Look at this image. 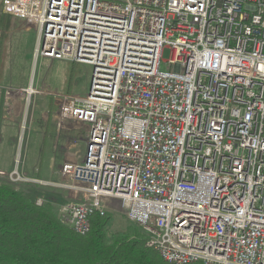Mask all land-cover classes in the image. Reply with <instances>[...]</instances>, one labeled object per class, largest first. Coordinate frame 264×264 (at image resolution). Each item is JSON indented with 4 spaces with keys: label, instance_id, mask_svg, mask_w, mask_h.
Returning <instances> with one entry per match:
<instances>
[{
    "label": "built area",
    "instance_id": "1",
    "mask_svg": "<svg viewBox=\"0 0 264 264\" xmlns=\"http://www.w3.org/2000/svg\"><path fill=\"white\" fill-rule=\"evenodd\" d=\"M0 10L37 31L36 59L91 67L84 95H54L60 123L85 133L82 161L61 166L65 183L30 181L18 162L10 179L79 194L60 209L76 235L122 210L166 263L264 264V0Z\"/></svg>",
    "mask_w": 264,
    "mask_h": 264
},
{
    "label": "rangeland",
    "instance_id": "2",
    "mask_svg": "<svg viewBox=\"0 0 264 264\" xmlns=\"http://www.w3.org/2000/svg\"><path fill=\"white\" fill-rule=\"evenodd\" d=\"M1 14L4 13L0 10ZM23 25L27 30L31 28L29 33L20 31L12 37L10 34L3 35L5 42L1 46L5 53L2 59V49L0 48V73L3 74L4 79L1 89L3 109L0 113V120L4 122L5 128L7 127L4 134L8 139L12 133L14 134L7 149L8 156L5 157L7 160L3 161L2 167L5 169V174L0 176V179L24 191L34 202L39 199L42 201V205L51 204L60 221L61 207L68 201L82 200L83 198L79 194L69 192L66 189L59 190L55 188L57 186L17 183L10 179L7 174L14 170L15 166L17 168L18 162L19 175L28 178L30 181L65 183L58 171L67 162L82 161L85 144L74 137L84 139L85 133L75 129L73 125L67 122L60 123L54 95L59 93L84 95L89 86L91 67L43 57L36 59L34 49L37 43V31L33 27L25 25L24 22ZM7 41L9 48H7ZM10 50H12L11 56L10 53L8 55ZM169 56L170 51L165 48L162 59L167 60ZM160 68L162 71L167 70V64L162 62ZM71 73L72 77H70ZM28 89L34 93L31 94L30 90L27 91ZM61 136L72 138L70 142L73 148L69 150V153L74 161L63 160L64 152H58L62 165L54 168L56 169L54 177L52 175L46 176L49 169L55 165L53 162L56 157L54 153L55 141ZM36 169L41 174L30 176ZM107 213L111 214L106 227L108 235L124 233L128 226L139 228L138 225L127 221L122 210H108Z\"/></svg>",
    "mask_w": 264,
    "mask_h": 264
},
{
    "label": "trees",
    "instance_id": "3",
    "mask_svg": "<svg viewBox=\"0 0 264 264\" xmlns=\"http://www.w3.org/2000/svg\"><path fill=\"white\" fill-rule=\"evenodd\" d=\"M8 17L0 15L1 20ZM110 217L94 214L90 231L76 235L60 223L51 204L37 206L0 179V264H169L145 246L140 228L108 235Z\"/></svg>",
    "mask_w": 264,
    "mask_h": 264
},
{
    "label": "crops",
    "instance_id": "4",
    "mask_svg": "<svg viewBox=\"0 0 264 264\" xmlns=\"http://www.w3.org/2000/svg\"><path fill=\"white\" fill-rule=\"evenodd\" d=\"M2 28H4V29H2ZM16 30H17V32H16ZM29 30H31V28ZM29 30H27L24 27L22 20L15 19V18H12V17H8V19H6V20H1V18H0V35L2 34V38L0 36V38H1L0 39L1 45L4 44V42H5V39H3V35L10 34V37H12V35L17 34L20 31H22L23 33H29ZM9 39H8V41H9ZM8 41L6 43L7 44V48H9L8 47V45H9ZM1 49H2V51H1V55H2L1 56V59H2L3 58V55L5 53V50H3L2 46H1ZM9 53H10V56H11L12 55V50H10L8 52V55H9ZM3 83H4L3 74L0 73V113H1V111L3 109L2 108V99H1V93H2L1 89L3 88L2 87L3 86ZM0 116H1V114H0ZM6 130H7V127L5 128L4 122H2L0 120V171L1 170L2 171H5V169L2 167L3 166V161L8 156L7 149H8V146L10 144L9 142H10V140L12 139V137L14 135L12 133L11 137H9V139H8V137L4 134ZM64 138H65V136H61V137H59V139L57 141H55V146H54V150L55 151H54V153H55L56 157L53 160V162H54L55 165H54V167L52 166L53 168L49 169L48 174L46 176H51L52 175L54 177V172L56 170L54 168L56 166H58V165H60V166L62 165V163H61V161L59 159L60 156H58V154H57L58 152L59 153L64 152V158H63V160H65V161H74V159L73 160L71 159L70 153H69V150H71L73 148V145L70 142V140H72V138H70V137L65 138V139ZM36 174L40 175L41 173L36 169V170H34L31 173L30 176H32V175L33 176H36ZM32 178H36V177H32Z\"/></svg>",
    "mask_w": 264,
    "mask_h": 264
}]
</instances>
